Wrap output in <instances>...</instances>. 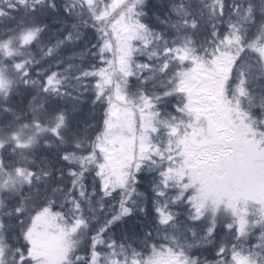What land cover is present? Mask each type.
Returning a JSON list of instances; mask_svg holds the SVG:
<instances>
[{"label":"snow or ice","instance_id":"6c2138e0","mask_svg":"<svg viewBox=\"0 0 264 264\" xmlns=\"http://www.w3.org/2000/svg\"><path fill=\"white\" fill-rule=\"evenodd\" d=\"M0 264H264V0H0Z\"/></svg>","mask_w":264,"mask_h":264}]
</instances>
